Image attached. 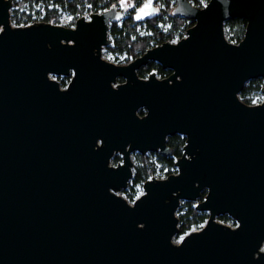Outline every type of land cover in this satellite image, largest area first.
Segmentation results:
<instances>
[{"label": "water", "instance_id": "obj_1", "mask_svg": "<svg viewBox=\"0 0 264 264\" xmlns=\"http://www.w3.org/2000/svg\"><path fill=\"white\" fill-rule=\"evenodd\" d=\"M11 7L0 0V264H264V86L258 103L239 97L264 77V0H175L186 34L126 63L102 56L123 4L71 26H13ZM156 12L144 0L133 17ZM233 17L246 19L237 42ZM149 60L170 73L140 76ZM176 133V172L119 194L131 154L167 155ZM183 200L208 215L174 240Z\"/></svg>", "mask_w": 264, "mask_h": 264}, {"label": "trees", "instance_id": "obj_2", "mask_svg": "<svg viewBox=\"0 0 264 264\" xmlns=\"http://www.w3.org/2000/svg\"><path fill=\"white\" fill-rule=\"evenodd\" d=\"M134 7L124 12L117 20L109 24L108 43L103 47L119 62H128L133 57L141 54L148 47L169 40L174 34L182 35L186 27L193 23V20L187 21V18L175 15L172 9L175 0H155L157 12L144 21L134 19L135 6L138 7L144 0H131ZM196 3L201 0H191ZM119 0H12V15L17 22L26 17V11L34 9L40 19L44 21L58 20L59 10H66L72 16L71 24L78 15L90 14L94 11H102ZM38 8V9H36ZM122 7H120L121 9ZM246 19L244 17H233L224 22L225 34L230 41H239L244 33ZM154 71L158 76L163 77L170 72V69L163 68L154 61L149 60L145 65L137 69L140 76H146ZM64 83V80L61 81ZM261 77L251 78L246 81L244 87L239 92V97L246 103L252 101L258 95L260 96ZM140 113L144 110L140 109ZM184 136L176 133L167 137V144L170 148L168 155H161L158 152H148L141 154L134 152L135 162L133 164V175L129 189H124L126 196L133 199L136 196L135 185L142 184L155 172L156 163L161 164L165 169L164 174L176 171L174 160L181 154ZM120 160V155L115 154L112 161L116 163ZM208 213L195 207L194 201L183 200L177 208L178 216V235L197 228L203 223ZM221 218L230 219L227 214L219 215Z\"/></svg>", "mask_w": 264, "mask_h": 264}, {"label": "rangeland", "instance_id": "obj_3", "mask_svg": "<svg viewBox=\"0 0 264 264\" xmlns=\"http://www.w3.org/2000/svg\"><path fill=\"white\" fill-rule=\"evenodd\" d=\"M122 4H123L124 12H127L129 9H131V8L134 7V3L131 0H119V2L117 4H113V5H116L118 8H120V7H122ZM136 8L137 7L135 6V9ZM84 15H87L88 16L89 14H84ZM71 19H72V16H71L70 13H68V11H66V10H59L58 20H56V22H54V21L53 22L54 23H59V24H64V25L71 26V25L74 24V22L71 24V21H72ZM224 30H225V28H224ZM102 56L105 57V58H108V59L112 58V56L106 51L105 48L102 49ZM53 77H55L56 79H59L57 76H54L53 75ZM131 157H132L133 164H134V162H135L134 152L131 154ZM112 163H114V162L112 161ZM155 167H156L155 168V172L152 174V176L155 175V176L161 177V176H164L165 175L164 174L165 169H162L161 168V164L160 163H156V166ZM130 181L131 180H129L127 187L124 188V189H129L130 188V184H131ZM124 189L120 190L118 193L121 194V195H123L125 198H127L126 192L124 191ZM135 189H136V196H137L142 191V184L141 185L140 184L135 185ZM127 199L130 200V201L132 200V199H129V198H127ZM176 213H177V211H176ZM215 219L218 220V221H222V222L229 221V219L221 218L218 215L215 217ZM181 236H182V234L181 235H178V236H175L174 237V240H178Z\"/></svg>", "mask_w": 264, "mask_h": 264}, {"label": "built area", "instance_id": "obj_4", "mask_svg": "<svg viewBox=\"0 0 264 264\" xmlns=\"http://www.w3.org/2000/svg\"><path fill=\"white\" fill-rule=\"evenodd\" d=\"M191 1V0H190ZM191 3L193 4V5H195V6H197V7H202L203 5H205L206 4V0H201V1H199V2H196V3H194V2H192L191 1ZM115 7H117L116 5H114ZM12 8V7H11ZM108 8V7H107ZM118 8V7H117ZM36 9H38V8H36ZM106 9V8H105ZM104 10V9H103ZM100 11V10H99ZM11 15H12V11H11V9H10V17H9V22H10V24L11 25H13V26H15V25H25V24H29V23H32V22H36V21H44V20H41L40 19V15H38V13L34 10V9H32V10H30V11H26V17L25 18H21V21L20 22H17L16 21V19L15 18H13V17H11ZM80 16H85V17H88L87 15H84V14H82V15H78L76 18H78V17H80ZM75 18V19H76ZM186 18V17H185ZM189 20H191L190 18H187V21H189ZM51 22H53V21H51ZM193 24V23H192ZM192 24H190V25H188L186 28H188L189 26H191ZM186 34V30L184 31V33L182 34V35H179V34H174L168 41H172V42H174V41H177L179 38H181L182 36H184ZM106 59H108V58H106ZM108 60H111V61H113V62H115V63H117V62H119L118 60H116V59H113V58H110V59H108ZM262 86H264V77H261V85H260V88H259V90H260V96H258V97H256V98H254V99H252V101L251 102H249L250 104H253V103H258V102H260L261 101V99H262V97H263V93H262V91H261V87ZM175 166V165H174ZM176 168V167H175ZM172 172H176V171H172ZM172 172H170V173H172ZM154 177H158V176H155V175H153ZM166 176V174L164 175V176H161V177H165ZM150 177H152V175L150 176ZM149 177V178H150ZM136 197V196H135ZM134 197V198H135ZM130 201V200H129ZM222 222V221H221ZM223 223H225V224H228V225H230V226H234L235 224H236V221L235 220H233L232 218L231 219H229V221H226V222H223ZM202 224L203 223H201V225L199 226V227H201L202 226ZM199 227H197V228H199ZM197 228H194V229H197ZM183 235V234H182Z\"/></svg>", "mask_w": 264, "mask_h": 264}, {"label": "flooded vegetation", "instance_id": "obj_5", "mask_svg": "<svg viewBox=\"0 0 264 264\" xmlns=\"http://www.w3.org/2000/svg\"><path fill=\"white\" fill-rule=\"evenodd\" d=\"M206 2H207V0H206ZM134 58V57H133ZM132 58V59H133ZM131 60V59H130ZM129 60V61H130ZM117 63H126V62H117ZM154 72V71H153ZM170 73V72H169ZM168 73V74H169ZM167 74V75H168ZM166 76V75H165ZM59 79H57V80H59V82H60V84H61V86H64V85H66V83L68 82V80H69V76H65V75H59V76H57ZM160 77V76H159ZM64 80V83H62L61 81H63ZM119 80H121V79H119ZM142 109V108H141ZM140 110V109H139ZM144 113V112H143ZM139 114H142V113H140L139 112ZM152 152V151H151ZM117 154V153H116ZM120 155V154H119ZM168 155V154H167ZM120 159H121V156H120ZM119 161V160H118ZM231 219V218H230Z\"/></svg>", "mask_w": 264, "mask_h": 264}, {"label": "snow or ice", "instance_id": "obj_6", "mask_svg": "<svg viewBox=\"0 0 264 264\" xmlns=\"http://www.w3.org/2000/svg\"><path fill=\"white\" fill-rule=\"evenodd\" d=\"M150 5H145V8H148ZM140 11L141 12H143L144 11V9H140ZM139 18H141L139 15L137 16V19H139ZM139 197H137V199H138ZM181 239H183V238H181Z\"/></svg>", "mask_w": 264, "mask_h": 264}]
</instances>
